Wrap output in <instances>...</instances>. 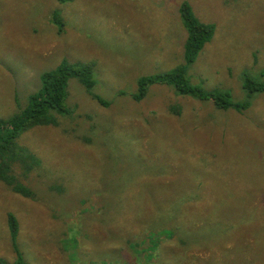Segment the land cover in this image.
Instances as JSON below:
<instances>
[{
  "label": "rangeland",
  "instance_id": "374dc122",
  "mask_svg": "<svg viewBox=\"0 0 264 264\" xmlns=\"http://www.w3.org/2000/svg\"><path fill=\"white\" fill-rule=\"evenodd\" d=\"M184 2L214 25L192 63ZM63 61L90 65L107 104L73 78L69 111L17 137L12 174L31 193L0 180V264H264V92L242 87L245 72L264 82V0H0V119ZM182 66L250 107L167 84L135 97L141 78ZM191 231L207 243L185 251Z\"/></svg>",
  "mask_w": 264,
  "mask_h": 264
},
{
  "label": "trees",
  "instance_id": "16d2710c",
  "mask_svg": "<svg viewBox=\"0 0 264 264\" xmlns=\"http://www.w3.org/2000/svg\"><path fill=\"white\" fill-rule=\"evenodd\" d=\"M63 1L67 2L71 0ZM180 12L188 30V38L185 42L184 58L187 63H192L197 58L204 45L212 38L214 25L199 21L198 17L194 15L191 6L186 2L182 4ZM52 19L58 24L60 31H63L65 22L58 19L56 13H53ZM263 73L264 70L262 71V74ZM73 78L78 79L80 83L92 93L94 98L104 104H107V102L98 94L92 92L93 88L97 84V81L90 65L63 61L57 67L46 70L40 74L41 86L38 91L30 95L29 104L24 110L9 119H0V180L12 185L16 192L22 193L24 196H28L31 193V190L25 186L19 185L15 181L16 179L12 174V168L16 150L22 155H26L27 150L18 147L16 139L29 127L49 124L51 122L50 114L52 111H69L65 104L69 95V82ZM242 78V87L244 91H247L250 94L249 97L254 96L256 93L264 92V82H261L260 78L252 76L246 72L243 73ZM139 83V91L135 96L139 100H141L148 93L149 88L152 85L167 84L175 87L176 91L182 95H189L202 100H213L220 109L232 108L242 111L249 108L251 105V101L249 99L242 101L234 100L231 97V92L228 90H205L199 86L193 85L187 75L186 69L183 66L176 68L171 72L145 76L140 79ZM234 178L236 180L239 176L235 175ZM238 182H240L238 186L241 189V181ZM244 193L245 191L241 192V195ZM8 216L11 236L14 244H16L15 240L19 230L18 220L13 213H10ZM249 217V219H253L255 217V212H251ZM165 232H170V230L165 229ZM171 232L175 234L174 229H172ZM195 234L197 233L191 231L189 234V240L183 238L186 236L181 237L183 238L182 244L186 246L183 248L185 251L188 248H193L195 241L207 243L201 239L196 240L194 238ZM260 256L264 257V253H260ZM181 259L183 260L185 257H181ZM262 263H264V258H262ZM168 264L174 263L171 262ZM254 264L261 263L254 260Z\"/></svg>",
  "mask_w": 264,
  "mask_h": 264
}]
</instances>
